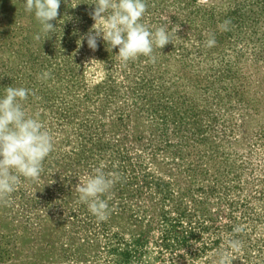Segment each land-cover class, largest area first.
<instances>
[{
  "label": "rangeland",
  "instance_id": "obj_1",
  "mask_svg": "<svg viewBox=\"0 0 264 264\" xmlns=\"http://www.w3.org/2000/svg\"><path fill=\"white\" fill-rule=\"evenodd\" d=\"M92 3L61 0L45 34L0 0V97L27 88L54 144L0 201V264H264V0H146L141 22L172 43L127 65L102 38L78 48ZM101 163L105 221L75 190Z\"/></svg>",
  "mask_w": 264,
  "mask_h": 264
},
{
  "label": "clouds",
  "instance_id": "obj_2",
  "mask_svg": "<svg viewBox=\"0 0 264 264\" xmlns=\"http://www.w3.org/2000/svg\"><path fill=\"white\" fill-rule=\"evenodd\" d=\"M209 0H197L198 5H207ZM61 0H25L27 13L34 14L41 25V32L52 34L56 27L52 23L59 16ZM94 9L89 12L94 21L89 31L77 41L78 48L87 41V46L95 52L98 40L103 39L106 50L118 48L117 59L127 65L143 56L155 63L154 49H163L172 43L169 31L160 26L150 30L142 19L147 11L146 0H94ZM228 22L226 21L225 24ZM40 39L39 35L35 36ZM206 46L212 47L211 37ZM96 61L92 59L90 62ZM49 74L44 73L47 77ZM0 97V201H7L18 186L25 181L37 180L43 172V162L54 150L53 138L38 117L26 114L22 102L30 92L24 87L8 86ZM115 173H106L101 163L92 169L75 186L79 202L99 221L109 216L108 200L116 182ZM236 231H240L239 228ZM231 247L239 250L240 241H229ZM219 264H231L228 253H224Z\"/></svg>",
  "mask_w": 264,
  "mask_h": 264
}]
</instances>
